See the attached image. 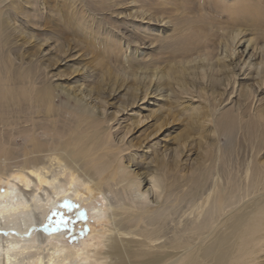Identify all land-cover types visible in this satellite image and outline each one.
Wrapping results in <instances>:
<instances>
[{
  "label": "bare ground",
  "instance_id": "6f19581e",
  "mask_svg": "<svg viewBox=\"0 0 264 264\" xmlns=\"http://www.w3.org/2000/svg\"><path fill=\"white\" fill-rule=\"evenodd\" d=\"M70 1L78 19L61 6L53 15L61 26L76 24L91 36L81 22L101 17ZM158 1L177 7L147 13L141 3L130 17L117 14L140 38L114 27L104 36L105 75L112 82L102 85L104 72L84 66L67 88L55 86L42 55L13 53L11 35L23 28L5 15L11 0H0V61L5 56L8 73L1 75L0 66V174L11 176L0 198V224L29 230L58 197L72 191L78 198L81 191L72 187L83 185L105 200V207L93 208L109 223L103 234L94 232L104 240L101 264H264V0H213L229 12L222 13L215 38L177 49L185 31L178 13L187 0ZM140 46L153 48L158 58L142 62L135 53ZM66 47L60 38L54 56L64 60ZM58 86L66 92L60 105ZM120 88L126 92L115 106L104 94L118 95ZM159 96L171 103L201 101L188 111L201 109L198 119L211 126L212 154L191 159L184 138H174L176 148H158L161 131L174 130ZM150 118L156 127L138 144L136 133ZM19 236L0 237V264H69L75 258V264H97L89 243L77 250L44 236Z\"/></svg>",
  "mask_w": 264,
  "mask_h": 264
},
{
  "label": "rangeland",
  "instance_id": "374dc122",
  "mask_svg": "<svg viewBox=\"0 0 264 264\" xmlns=\"http://www.w3.org/2000/svg\"><path fill=\"white\" fill-rule=\"evenodd\" d=\"M133 1H137V3L131 5L130 2ZM141 3L145 4L143 7L144 10H148L146 11L147 13L154 10L159 11L161 9L167 10L168 13H173L172 11L177 7L176 5L160 4L158 0H77L76 4H84L85 10L89 11L88 13H95L101 17L98 22H91L88 19H86V22H81V25L88 27L87 30L91 34V36H88L84 34L82 32L83 29L79 28L76 24L74 28L61 26L60 20L57 16L53 15V8L58 10V6H61L65 9L64 13H73L72 17L75 15L74 18L78 19L79 16L74 14L76 13L75 6L70 0H11V6L5 11V15L8 13L12 19L15 18L21 23L23 28L22 32L17 31L11 35V44L17 47L13 49V53L19 54V58L25 57V59L40 57V55H42L41 58H45L44 62L48 64L47 72L49 73L50 71L49 75L52 76L51 79L55 86L56 84H61L60 86L72 88L80 75L79 71H82L84 66L89 69H97L99 76L103 71L104 77L102 82L104 84L102 85L109 84L113 81V76L110 77L108 74L105 75V71L109 69V65H104V62H106L108 58L104 36L107 32L112 33L109 32V30L114 27L122 29L127 34L131 33L130 38H140V33L132 32L127 23L118 22L116 17L118 13H120L119 15L123 18L130 17L131 13H134L132 8L140 6ZM114 9L117 13L111 17L110 13H112ZM14 13H16L15 16L13 15ZM222 13L229 12L225 10V8H222L216 1L187 0L183 3V8H180V12L178 13L179 26L185 28L184 35L180 36L175 41L173 47L175 49L184 46L192 47L209 38L214 39L218 29L223 25L222 21L226 19V16ZM117 29H115V31ZM60 38L62 42L64 41L67 44L66 49H68L64 60H60L58 57L54 56L59 53L55 47L60 41ZM44 39L47 40L48 43H45ZM41 43H44V45H41ZM8 49L9 48L6 47L5 50L8 51ZM40 51H42L43 54ZM45 51H47V54L44 53ZM135 53L144 57L142 62L155 61L159 56L156 50L147 46L136 47ZM5 60V56H2V62L0 61V66H2L1 75L7 73L3 69L4 66L6 67ZM151 87L150 90L154 93L156 85L152 84ZM90 90L96 93V90ZM165 90L164 86V91ZM105 92V97H114L110 102L118 106L123 101V99H120V95L125 93L126 90L120 88L117 91V94L120 92L118 95L112 94L111 90H106ZM165 92L168 94L167 91ZM65 93L63 88L57 87V90H55V102L57 104L60 105L62 101H64L66 97ZM110 93L112 96H109ZM154 96V94H150L149 98H154ZM129 97L130 96H127V98L124 99L125 103L129 102ZM158 99L163 100L166 113L171 111L169 113V120L174 129L171 132L161 131L162 139L160 140L161 142H158V148L161 150L167 147L176 148L174 138H184L189 150L187 153H191L192 155L190 156L191 159L193 157H198V155L203 156L208 153L212 154L215 146L214 143L211 144L209 142V137L213 136L212 128H210L211 126L203 124V120L198 119L197 115L201 113V109L198 113L193 112V110L188 111V109L194 106L198 105V107H200L199 103H201V101L194 99L191 100L194 102L193 103L184 100L186 102L180 104L181 101L171 103L169 100L166 101L165 98L163 99L160 96ZM186 104L188 105L186 106ZM185 106L187 107L186 110L184 109ZM148 112V109H144L142 114H148ZM129 113L132 114V112ZM151 118H154V116ZM151 118V122L148 121L146 124L143 123V127L136 133L135 140L138 144L141 140H144L145 134L152 132L156 127L151 124L154 121V119L152 121ZM244 119L249 121L247 118ZM121 121L123 122V120ZM243 135L246 134L243 133ZM240 137H242L241 134L238 137V144L242 142L244 144V140H240L243 137ZM226 140L227 137L222 135L221 142L225 143ZM240 145L242 146V144ZM144 156L145 155H140L139 160ZM208 163H211V161ZM199 177L200 173L195 174L196 179ZM10 180L11 176L0 174V198L1 194L9 187L10 184L8 181ZM186 184L191 185V182L187 181ZM174 187L181 190V192L184 191V187L181 184H177ZM72 188L73 190L79 189L83 195L81 194L79 196L80 198H77L75 195H72L73 192L70 191L68 195L58 197L51 206L46 208V213L45 216H42L41 223H33L26 226L29 227V230H19L16 227H7L6 224H0V237L8 239V236L11 235H20L19 238L30 236L31 238H38V236H44L47 240L49 239L50 242H57L77 250L80 248L84 249L86 242L90 244L91 252H93L91 255L94 254L95 262L101 264L100 253H103V249H105L104 240L103 237L96 236L94 232L97 231L103 234V232L106 231V225L109 223L105 219L98 220V218L94 216L93 208L105 207V200L98 195L95 197L89 195L87 192L88 190L83 185H74ZM89 196H91V198H89ZM37 244H39V240ZM76 261L77 258L72 259L69 264H75L77 263Z\"/></svg>",
  "mask_w": 264,
  "mask_h": 264
}]
</instances>
